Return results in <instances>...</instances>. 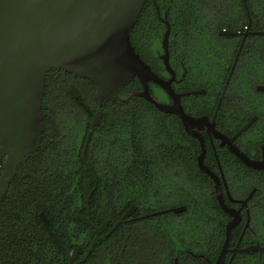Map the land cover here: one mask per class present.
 <instances>
[{
	"label": "trees",
	"instance_id": "16d2710c",
	"mask_svg": "<svg viewBox=\"0 0 264 264\" xmlns=\"http://www.w3.org/2000/svg\"><path fill=\"white\" fill-rule=\"evenodd\" d=\"M245 2L250 31H264V0ZM164 20L170 25L169 58L174 71L180 75L185 69L201 78L215 70L222 83L241 36L220 31H246L249 18L244 0L147 1L130 40L152 70L166 79L161 59ZM263 57L264 34H249L238 61L247 82L263 77ZM45 83L41 146L18 167L0 203V264H68L41 212L64 247L70 252L79 249L77 260L85 256L96 234L76 216L87 214L84 180L90 174L82 151L92 114L98 110L97 87L88 79L55 69L47 73ZM149 86L157 100H167L159 85ZM140 89L134 78L119 91L124 101L103 100L101 120L85 156L96 178L91 180L89 201L92 222L98 226L108 220L109 230L133 205L134 218L144 217L120 224L80 264H175L176 260L178 264H212L224 242L229 215L217 204L213 182L195 160L182 159V140L187 135L179 118L159 111L142 97L128 98ZM224 163L235 196H245L252 186L247 170L239 162L231 167ZM257 187L261 198L251 227L242 234L243 227L236 226L231 247L239 240V247L264 245V180ZM182 205L186 210L180 213L154 214ZM230 264H264V251L236 252Z\"/></svg>",
	"mask_w": 264,
	"mask_h": 264
},
{
	"label": "water",
	"instance_id": "95a60500",
	"mask_svg": "<svg viewBox=\"0 0 264 264\" xmlns=\"http://www.w3.org/2000/svg\"><path fill=\"white\" fill-rule=\"evenodd\" d=\"M147 1L0 0V203L18 167L41 146L44 132L42 99L45 93L46 75L53 69L63 70L74 77L88 79L97 87L98 110L92 114L82 151V159L90 174V177L84 180L87 214L76 216L78 220L96 231L85 256L77 260L79 249L75 248L70 252L51 230L45 213L41 212L40 217L62 247L68 264L83 262L100 239L111 234L120 224L130 220L129 218L136 210L134 205L108 231H106L109 225L108 220H104L98 226L92 222L89 201L93 193L91 180L96 182V178L85 154L91 134L101 120L103 100L124 101L125 98L120 97L119 91L130 80L137 78L141 89L131 92L128 98L142 97L159 111L176 115L185 130L200 139L201 152L197 157L198 167L213 180L218 203L230 216L226 224L225 239L215 264H223L227 252L232 253L228 264L236 252H262L264 245L259 243L245 247H239L237 244L234 248H230L232 230L241 220V208L235 209L224 202L220 176L204 163L205 146L201 135L196 133L193 127L206 122L208 118H196L187 114L182 106L181 98L190 93H176L172 88L171 83L175 73L169 61L170 25L168 21L164 20L166 29L161 42L163 49L161 59L166 71L171 75L170 78L165 79L154 72L131 43L130 32L138 22ZM244 7L249 22L231 66L228 80L234 71L246 35L264 34V31L249 30L251 20L245 0ZM220 33L235 35L240 32L222 29ZM150 83L159 85L171 99V103L157 100L150 92ZM258 88L264 90V86ZM192 94L199 93L193 91ZM223 96L224 93L221 94L216 109L219 108ZM253 120L254 118L246 122L230 138L216 131L212 125L210 129L215 136L221 138V144L226 142L228 148L246 166L264 168V162L250 160L232 144L233 139L246 130ZM220 172L227 189L221 167ZM227 194L230 196L228 190ZM252 194L253 191L245 199L235 201L240 202L242 206L246 205ZM185 210L186 206L182 205L154 214L166 211L180 213ZM143 217L144 215L136 218Z\"/></svg>",
	"mask_w": 264,
	"mask_h": 264
},
{
	"label": "flooded vegetation",
	"instance_id": "af4514ba",
	"mask_svg": "<svg viewBox=\"0 0 264 264\" xmlns=\"http://www.w3.org/2000/svg\"><path fill=\"white\" fill-rule=\"evenodd\" d=\"M238 32L240 33L235 35H240L242 40L245 31L239 30ZM249 34L246 35L245 39ZM244 43L241 48V51L244 47ZM241 51L237 58L234 71L231 74L229 80H228V75L231 67L222 83H221L222 80L217 77V72L215 70L214 73L207 76L202 75V77L200 78V76H197L195 73L192 72L187 73L185 69L179 75L172 68L175 73V76L171 85L176 93H190L189 95H185L181 98L182 106L187 114L196 118L199 117L208 118L206 122L201 123L199 126L193 127V130L196 133H199L202 137V143L205 146L204 163L208 166L210 170H212L213 172H215L220 176L224 202L228 206L234 207L235 209L241 208L240 209L241 220L237 226H242L244 230L245 226H246L245 229L251 227L252 213L255 209L258 208V203H259L258 200L261 197L257 196V188H258L257 185H259L260 182H263L264 180L263 179L264 168H253L246 166L228 148L226 142L221 144V138L215 136L212 130L210 129V125H212V127L216 131L230 138L240 129L241 126H243L250 119L254 118L250 126L233 139L232 144L236 146L240 150V152L245 154L250 160L255 162H264V90L258 88L264 86V75L262 78L257 79L258 81L257 82L255 81V83L249 81L247 82L245 80L248 79L247 75L244 74L245 70L244 69L241 70L242 68H238V61ZM233 61L231 63V66L233 64ZM244 61L250 62L249 59H245ZM239 70L240 72H238V74L236 75V72ZM170 77L171 75L168 73L166 79ZM193 91H197L199 94H192ZM217 93H219V95L217 97V100L215 101L214 108L212 109V104L213 101L215 100V96ZM222 93H224V96L221 100L219 108L216 109L217 103ZM165 102L171 103V99L168 97ZM181 128L183 133H185L188 136L185 137L186 141L182 140L181 148H184V150H181L182 159L185 161H190L191 159H193L195 160L198 166L197 157L201 152L200 139L196 136L190 135L185 130L182 123H181ZM189 143H191V145ZM220 156L223 157V160H221ZM234 158L237 161H235ZM223 161H225L224 164L228 165V167H231L237 164V162H239L240 168H242L241 167L242 164L245 170H247L248 173L247 177L250 179V184L252 186L251 189L245 194V196L242 197L235 196L236 193L235 187L233 186L232 183L231 185L229 183V174H228L229 168H228V172L223 168L222 166ZM220 167L223 173L224 180L227 185V189L225 188L224 181L221 176ZM232 172L237 176L241 175L240 172H236V171H232ZM204 174L213 182V180L206 173ZM213 187H214L215 199L217 204L219 205L215 193L214 182H213ZM227 190L230 196L227 194ZM251 191H253V194L251 198L247 201L246 205L242 206L240 202L235 201V200L245 199ZM134 214L131 216V218H134ZM131 218L129 219L131 220ZM229 220H230V216H229ZM106 231H108V228L106 229ZM239 241L238 243H236V245L239 244ZM234 247H231L230 245V248H234ZM228 253L231 254L229 257H227ZM231 256L232 253L227 252L223 264H228ZM175 257H178V259L179 257H182L181 259H183L185 255H175ZM215 262L212 264H215ZM175 264H178L177 260L175 261Z\"/></svg>",
	"mask_w": 264,
	"mask_h": 264
},
{
	"label": "rangeland",
	"instance_id": "374dc122",
	"mask_svg": "<svg viewBox=\"0 0 264 264\" xmlns=\"http://www.w3.org/2000/svg\"><path fill=\"white\" fill-rule=\"evenodd\" d=\"M169 217H171V215Z\"/></svg>",
	"mask_w": 264,
	"mask_h": 264
}]
</instances>
